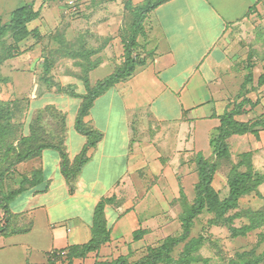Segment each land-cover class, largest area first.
<instances>
[{
	"label": "crops",
	"instance_id": "0c3cea01",
	"mask_svg": "<svg viewBox=\"0 0 264 264\" xmlns=\"http://www.w3.org/2000/svg\"><path fill=\"white\" fill-rule=\"evenodd\" d=\"M53 1L50 0L47 8L42 0L34 2L35 9L42 7V16L29 26L42 36L57 30L64 14L65 1L59 3L62 10L52 4ZM251 1L168 0L152 10L145 19V32L141 34L142 49L137 52L141 64L132 76L98 96L84 118L86 126L100 131L103 137L88 151V160L73 182L74 189L61 172L59 151L44 150L28 166L42 169L47 190L36 193L35 189H30L11 204L13 213L31 222L27 230L31 234L30 241L12 239L13 234L2 237L4 245L1 247L22 246L23 264H26L29 253L40 258L39 262L32 263H41L49 251L85 244L92 237L95 207L102 199L110 197L113 201L105 206V215L112 228L111 239L88 256L99 254L101 261L125 256L129 261H136L146 254L147 247L171 235L173 228L179 225L181 229L180 220L166 224L164 217L172 215L171 202L181 198V185L189 183L184 170L197 166L199 154L206 158L212 156V139L222 124L221 116L245 96L256 104L245 106V112L235 119L248 122L264 115V84L259 85L260 75H255L263 71V67L259 63L254 67L248 63L245 67L242 54L239 55L240 51L233 49L231 43L236 29L242 24L245 27L260 13V4L248 12L255 5ZM145 2L132 0L131 5L141 6ZM0 16L4 21L9 19ZM78 22L68 28L77 35ZM42 39L37 42L30 36L22 44L32 41V45L36 43L38 47ZM105 50L100 53L96 69L110 63V58L106 57L110 52ZM95 68L89 73L92 85L101 80L90 77ZM110 69L108 75L115 70L113 65ZM250 73L253 76L249 81ZM244 83H253L257 95L254 92L244 95ZM28 85L32 88L34 81L33 85ZM65 85L62 83L63 87ZM70 85L81 88L77 93L86 92L82 80ZM56 90L58 93H49L68 102L76 97ZM34 98L30 95L31 103ZM77 98L80 103L75 112L70 106L61 110L67 117L65 147L71 161L88 141V137L76 129L82 103V98ZM36 105L38 109L43 107L41 102ZM257 129V135L246 133L230 138V144L235 142L240 146L246 145L244 140L250 141L245 151H252L255 166L264 157V148L259 144V139L264 141V130ZM260 190L262 192V185ZM138 229H146L147 233L135 240L133 235ZM86 258L75 259L74 263L84 262Z\"/></svg>",
	"mask_w": 264,
	"mask_h": 264
},
{
	"label": "trees",
	"instance_id": "16d2710c",
	"mask_svg": "<svg viewBox=\"0 0 264 264\" xmlns=\"http://www.w3.org/2000/svg\"><path fill=\"white\" fill-rule=\"evenodd\" d=\"M166 1L168 0H146L145 4L132 10L134 17L131 26L126 30L122 29L120 32L124 46V60L113 73L92 85L89 73L99 64L100 59L91 60L89 59L91 52L84 51L82 54H86L89 60V63H85L89 65H85L82 77L86 92L83 94L76 91L67 92L61 86L66 94L82 98L76 118V129L86 135L88 141L82 152L73 161H71L65 147L67 117L59 108L51 104L48 105L55 114L63 113L60 135L57 138H52L46 132L40 122V114L35 118H30L26 127L24 122H13L16 109L7 106L3 111L0 110V208L3 212V217L0 218V238L18 234L30 228L27 227L31 225V222L27 219H20L19 214L13 213L11 204L20 194L30 189H35L36 193L47 190L48 184L43 185L45 178L42 169L28 166L34 159L40 157L44 150L55 149L59 151L62 158L61 172L68 182L72 183V190L74 189L73 182L88 160V151L103 137L100 131L87 127L84 118L88 115L98 96L115 84L132 76L138 64H141L136 48L139 45L138 36L145 32L143 23L152 10ZM262 3H264V0H258L254 6L250 7L248 12H251L257 4ZM63 4L65 10L67 4L65 2ZM125 6L132 8L130 1H127ZM41 13L42 7L35 9L34 2H31L13 10L6 21L0 16V42L8 33H10L13 40V43L9 45V57L13 56L12 52L18 50L19 44L28 37L36 38L37 42L42 39L43 36L38 30L31 29L29 26L31 22L40 17ZM75 13H79V11L76 10L71 14ZM60 40L62 43L61 50L67 51L64 54L69 57L73 56L74 59L78 58V51L68 49L71 44L68 43L67 39L62 37ZM2 60L3 58H0V61ZM47 64L45 71L49 73L52 65L51 63ZM251 79L252 74L250 73L248 80ZM258 82L259 85L264 84V73L259 76ZM247 84L244 83L243 88ZM245 92L247 90H244ZM15 102L20 104L21 101ZM249 104L253 106L256 103L245 96L230 111L225 112L221 116L222 124L218 129V133L212 139L214 147L212 156L206 158L199 154L196 157L199 172V180L195 185L196 196L192 203H188L183 189L181 190L184 209L180 214V232L177 235H168L157 245L147 247L146 254L139 260L129 261L127 257L120 256L111 261L99 260L95 264H199L201 261L207 263L208 259L202 257L201 254L202 248L206 245L205 237L202 234L192 235L197 218L205 212L210 214L208 219L210 226L226 227L232 238L245 237L249 233L264 227V208H253L242 201L246 196L264 199V195L260 190V186L264 184V174L256 169L252 151L242 152L239 154L237 161L231 159L230 138L233 135L246 133L257 135L259 133L258 127L264 130V115L248 122L235 119V116L245 112L244 107ZM224 161L231 165V169L227 177L228 193L223 197L215 187L214 179ZM20 166L25 171H20ZM111 201H113V197L104 198L95 207L91 224L92 237L87 243L75 244L66 249L47 252L45 254L47 264H74L75 259L86 258L89 253L98 252L103 244L110 241L112 228L106 219L105 206ZM13 219L25 220L28 225L9 231ZM236 220H240V226H236ZM146 233V229H138L134 232V239L139 240ZM177 251L179 253L176 256ZM236 257L238 261H232L234 264H259L264 259V255L263 257H256L255 248L249 251L237 252ZM27 264L41 263L28 262Z\"/></svg>",
	"mask_w": 264,
	"mask_h": 264
},
{
	"label": "rangeland",
	"instance_id": "374dc122",
	"mask_svg": "<svg viewBox=\"0 0 264 264\" xmlns=\"http://www.w3.org/2000/svg\"><path fill=\"white\" fill-rule=\"evenodd\" d=\"M64 1L66 0H54L52 4H56L61 9L63 6L59 3ZM127 1L132 3V0H95V2H90V0H76L79 13L63 14L57 30H53L51 34L49 32L43 34L42 42L38 47H35L36 43L32 45V41L23 45V41L19 49L13 51V56L10 57L8 56L10 52L9 45L13 43V40L10 33H8L3 41L0 42V58H3L0 61V110L3 111L7 106L16 109L13 122H24L26 127L30 118H35L40 114V122L46 132L52 138H57L60 135L63 113L55 114L49 106L45 107L44 105L51 104L60 110H63L66 106H70V110L75 112L79 106L80 98L71 97V101L68 102L65 98L49 92L55 91V93H58L56 92V88L59 89V92H64V90L67 92H81L80 87L78 89L75 85L70 84L75 83L77 80H82L85 65H89L85 64L89 63V60L86 54H82L84 51L91 52L89 58L91 60L98 59L101 56L100 53H102V50L106 48L110 52H107L108 54L106 56L110 58V63L97 67V69L95 68L90 74L92 79L106 77L110 73L111 65L116 69L123 63L124 46L121 41L120 32L122 29L126 30L131 26L134 17L132 10L138 7L137 4H132V8L126 7ZM31 2H35V0H0V15L10 17L12 11L17 7ZM49 2L50 0L43 1L44 8H47ZM256 2L257 0H252L251 4H255ZM95 6L99 7L96 8ZM38 8L37 6L36 9ZM62 11L64 13L65 10L63 9ZM40 16H42V13ZM254 19L249 23L247 22L248 24L245 27L242 24L239 29H236L234 34L231 35V43L233 44V49L239 50V55L242 54L241 57L244 58L243 62L245 67H247L248 63L252 64L253 67L258 63L262 65L263 71L261 70L255 74L258 77L264 73V3L260 4V13L256 14ZM75 21H80L76 25V27L78 26L76 30L79 31V35L68 29L72 27L71 24ZM144 24L145 22L143 23L145 28ZM62 37H65L68 43L71 44L68 48L70 51H78V58L74 59L72 58L73 56L69 57L64 54L66 50H61L62 43L60 42ZM138 41V44L144 42L141 34L138 36ZM110 43L112 44L111 48H109ZM141 45L139 44V47L136 48V52H138V49H142ZM47 63H51L52 65L49 73L45 71ZM27 83H32L33 87L31 88ZM62 83L67 84L64 90L62 89ZM247 86L246 88H242L243 92L247 90L246 93L254 92L257 95V87L253 83H249ZM30 95L31 97L35 96L33 103L30 102ZM18 100L21 101L20 104L15 102ZM38 102H41L43 105L41 109H38L36 105ZM244 141L243 144L246 145L241 144L240 146L235 142L230 144L231 159L237 161L239 154L251 145L250 141ZM259 144L264 148V141L262 142L259 139ZM255 167L264 174V157L257 161ZM230 169L231 165L227 161H224L215 175L214 185L223 197L228 193L227 177ZM19 170L25 171L22 166L19 167ZM184 171H186L185 179L189 180V183L185 184L184 187L181 185V187L187 197L186 201L192 203L196 196L195 185L199 180V172L197 166H194L192 169H185ZM262 192L264 193V184L262 185ZM179 200L171 202L172 205L170 206L173 207L174 212H172V215L164 217V223L169 224L171 222L170 224H174L180 220L178 212L180 214L183 212L184 204L182 199ZM242 201L251 205L253 208H264V199L260 200L252 196H246ZM1 217H3V212L0 208ZM209 218L210 214L207 212L203 213L197 218L193 228L192 235L198 236L202 234L205 237L206 245L202 248L201 254L202 257L208 259V262L201 261L199 264H234V261H238L236 257L237 252L249 251L253 248L256 249V257H263L264 227L249 233L245 237L232 238L226 227L210 226L208 224ZM27 225L28 222L25 220L13 219L8 230L14 231L17 227H26ZM240 225V220H236V226ZM29 227L31 225L27 228ZM173 229L171 231L172 233L170 232L172 235H177L180 232L179 225ZM261 232L262 234H260ZM28 233L25 230L11 237L12 239L18 238L30 241L29 235L31 234ZM162 233L167 232L163 231ZM2 245H4V241L1 237L0 264H23L22 257H24L25 252H21L24 250L22 246L12 248L6 246L3 248L1 247ZM178 253L179 251L175 255L177 256ZM99 258L100 260L102 259L99 254L96 256L90 254L84 262L75 261L74 264H95L99 261ZM27 259L31 263L40 261V258L32 253L27 254ZM41 264H47L46 257H44ZM259 264H264V259Z\"/></svg>",
	"mask_w": 264,
	"mask_h": 264
},
{
	"label": "built area",
	"instance_id": "2783aa9c",
	"mask_svg": "<svg viewBox=\"0 0 264 264\" xmlns=\"http://www.w3.org/2000/svg\"><path fill=\"white\" fill-rule=\"evenodd\" d=\"M65 4H67L64 11L65 14H71L77 10L76 0H66Z\"/></svg>",
	"mask_w": 264,
	"mask_h": 264
}]
</instances>
